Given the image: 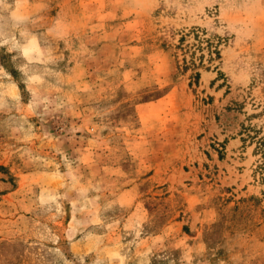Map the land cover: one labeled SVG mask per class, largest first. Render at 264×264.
Returning a JSON list of instances; mask_svg holds the SVG:
<instances>
[{
    "label": "rangeland",
    "instance_id": "1",
    "mask_svg": "<svg viewBox=\"0 0 264 264\" xmlns=\"http://www.w3.org/2000/svg\"><path fill=\"white\" fill-rule=\"evenodd\" d=\"M0 264H264V0H0Z\"/></svg>",
    "mask_w": 264,
    "mask_h": 264
}]
</instances>
